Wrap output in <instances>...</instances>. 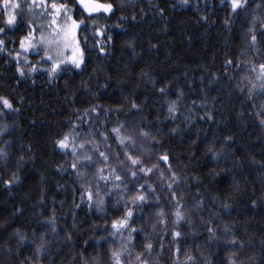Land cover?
<instances>
[{"label": "trees", "instance_id": "trees-1", "mask_svg": "<svg viewBox=\"0 0 264 264\" xmlns=\"http://www.w3.org/2000/svg\"><path fill=\"white\" fill-rule=\"evenodd\" d=\"M93 1L113 8L88 13L80 0H45V10L17 0L16 24L0 33V96L12 104L0 103V264H116L114 251L132 264L141 252L150 264H264V0L235 13L221 0ZM48 2L66 6L59 22L83 21L81 68L64 63L51 77L44 50L20 47L49 23ZM5 11L0 0V27ZM121 125V136L149 135L121 145L112 132ZM84 141L92 143L81 149ZM94 146L111 157L107 166ZM74 150L93 157L78 162L83 175L72 168ZM100 168L110 180L97 179ZM141 191L147 199L134 204ZM178 203L187 218L173 242ZM129 208L128 226L113 229Z\"/></svg>", "mask_w": 264, "mask_h": 264}, {"label": "snow or ice", "instance_id": "snow-or-ice-1", "mask_svg": "<svg viewBox=\"0 0 264 264\" xmlns=\"http://www.w3.org/2000/svg\"><path fill=\"white\" fill-rule=\"evenodd\" d=\"M3 6L5 8V12H4V19L2 21V23L4 24V27H0V33H3L7 30V28L9 26H14L16 24V21L18 19L17 15H16V10L20 9L22 7V4L17 2V0H2ZM80 3L83 5L84 9L88 12V13H94L99 11L100 9H103L104 12H110L113 8V5L111 3H107V4H100V3H95V2H86V0H80ZM221 3H229L231 10L233 13H235L236 11H238L241 8H244L247 6V0H221ZM259 6V5H258ZM11 8L13 11L9 12L7 11L8 8ZM30 8H34V7H39V8H44L45 10H47L48 5L45 2V0H41V3H37L36 0H32V4L29 5ZM51 8L55 9V11L51 12V25L50 27L53 28V32L55 33V39L54 40H49L47 39L43 34H41L40 40L36 43H28L26 44L25 41H32L34 39V35H33V31L30 30L27 34L26 37H23L20 41V47L21 49L24 50H28L29 48H35L37 51H39V49L37 48V43L38 44H42L44 45V52H45V56L41 58L42 61L46 60L47 61H51V68L49 70V76H53L60 68V66L64 63H68L70 62L72 65L75 66V68L79 69L81 68L83 62H84V56H83V51L80 48V43L79 40L77 39V28L80 26V24L83 23V21H77L75 19H72V17H67V20H65L64 24L61 25L57 19V17L61 14V10L62 9H66V6L63 4H56V3H52L51 4ZM163 11V10H161ZM70 21V23L68 22ZM261 27L264 28V24H261ZM250 32H252L253 30L250 29ZM97 34L99 35H103V33L100 31V29H96ZM109 39H111V37H109ZM252 41H255L257 39L255 34H252L251 36ZM85 40H87V37H85ZM4 40H0V50H3V45H4ZM52 44H56L57 45V52L56 55L53 56L51 54V48L49 47ZM63 45V50L60 49L59 45ZM97 44H100L99 41H97ZM71 50L72 54L71 56L66 55V50ZM99 51L101 53H105L106 49L103 45H100L99 47ZM17 56L20 55L19 52L16 53ZM60 56H63L64 59L61 60L59 59ZM227 63H231V61H228ZM260 70L261 73L264 74V64H261L260 66ZM21 75H23V71L22 69H17ZM33 70H35V66H33ZM161 92H164V89L161 88L160 89ZM0 103L3 104L4 108L7 109H11L12 108V104L9 101V99H7L6 97L0 96ZM175 104L176 102L173 101L170 105H169V112L172 113L174 112L175 109ZM133 108L137 107L135 104L132 105ZM96 109L93 108V111H95ZM122 125L119 127H115L112 129V132L116 134L117 139L119 141V143L121 145L125 144V141H129L133 146L135 145V136H148L149 133L147 131H140L139 133L136 132H132L128 135L125 136H121V131H122ZM105 140L107 139V137H104ZM68 136L66 135L63 139H60L57 141L58 146L61 149L67 148L68 147ZM230 139V138H229ZM86 143H92L91 141H84L82 142L79 147L81 149L84 148ZM93 151L95 152H99V149L96 148L94 146ZM209 151H211V149H209ZM74 155L77 156V161L74 162L72 164V168L77 170L78 175H83L84 173H82L79 170L78 167V162H82V161H87L89 165H91L92 163V155L85 153L83 156H79L78 154L75 153L74 150ZM124 155L126 156L127 160H129L131 162V165L133 167H138L141 163L140 158L138 156H133L130 152L125 151ZM99 157H101L103 159V161L105 162V165L107 166V162L111 159V157L109 155H107L105 152H99ZM162 159L164 161L168 160V156H163ZM117 162L119 165L123 166L124 165V161L119 160V157H117ZM153 167H156V165H153ZM109 172L111 173H115L116 169L115 168H109L108 169ZM141 172H151L152 168H140ZM97 172L100 173V175L97 177L98 180H110L111 176H104L103 172L104 169L100 168L97 169ZM132 176L136 175L135 171L131 172ZM175 175V174H173ZM18 177L13 176L12 179L10 180H6L4 181L5 184L11 185L15 180H17ZM115 180L116 181H120L121 180V176L116 175L115 176ZM169 187H171V185H169ZM143 188V185H141V189ZM88 198L89 201H91L92 199V193L89 191L88 193ZM147 199V197L143 194V192L141 191L140 194L132 197V202L135 204L137 201L139 202H144ZM173 199H176V195L175 193H173ZM102 203V201L100 202ZM133 215V211L132 209H128L125 216L122 219H119L118 221H113V229L116 230H123L128 226V221L129 218L132 217ZM157 215L159 217H164L165 214L164 212L161 210L160 212L157 213ZM174 216H175V220L173 221V228L174 230L172 231L171 235L173 237V242H176L183 234L181 231L179 230H175L177 228H179L180 224L182 221L186 220V213L184 211L181 210L179 203L177 204V208L174 211ZM160 223H166L165 219H161ZM188 223H191V220H188ZM52 231L55 232V221L54 219L52 220ZM132 231H136L135 229H132ZM208 232L214 234L215 230L211 227L208 228ZM115 234V233H114ZM131 235H129V240H131ZM19 239L24 240L25 237L20 236ZM41 241H44V236L43 234H41L40 237ZM231 243H235V238L233 237V240L231 241ZM44 244H38L36 246V251L39 252L42 248H43ZM145 250H147L148 252L151 251L152 249V244L151 243H147L145 244ZM161 247H163V245H161ZM177 252H179V248H177ZM112 256L113 258H115L116 260V264H132V260L131 257L126 260V261H122L121 260V254L120 252H112ZM189 260H192L191 257L188 258ZM135 264H150L149 260L145 257L144 253H137L135 255L134 258ZM229 264H236L235 260H232L230 258L229 260Z\"/></svg>", "mask_w": 264, "mask_h": 264}, {"label": "rangeland", "instance_id": "rangeland-1", "mask_svg": "<svg viewBox=\"0 0 264 264\" xmlns=\"http://www.w3.org/2000/svg\"><path fill=\"white\" fill-rule=\"evenodd\" d=\"M47 1V0H46ZM86 2H94L93 0H86ZM47 3V2H46ZM49 3V5H51V2H48ZM95 3H97V2H95ZM7 11H9V12H11V11H13L11 8H8L7 9ZM99 11H103V9H100ZM104 12V11H103ZM18 14V10H16V15ZM50 14V13H49ZM60 16V15H59ZM59 16L57 17V19L59 18ZM51 19L52 18H50L49 19V23L48 24H45V28H43V30L40 32H37V33H33V35H34V39L32 40V41H28V40H26L25 41V43L26 44H28V43H36V42H38L39 40H40V37H41V34H43L47 39H49V40H54L55 39V33L53 32V28L52 27H50V25H51ZM65 20H66V18H64ZM36 23H41L42 24V22H41V20H40V18H39V20H37V21H35ZM43 23H45V21H43ZM61 25H63L64 24V22L62 21V22H59ZM50 48H51V54L53 55V56H55L56 55V52H57V45L56 44H52V45H50L49 46ZM59 47H60V49L61 50H63V45L61 44V45H59ZM37 48L39 49V51L40 50H44V45H42V44H38L37 43ZM26 51H31V52H36L37 50L35 49V48H29L28 50H26ZM71 54H72V52H71V50L69 49V50H66V55H68V56H71ZM61 57V56H60ZM224 231H226V229L224 228ZM223 234V236L224 237H226V235L224 234V232H222Z\"/></svg>", "mask_w": 264, "mask_h": 264}]
</instances>
